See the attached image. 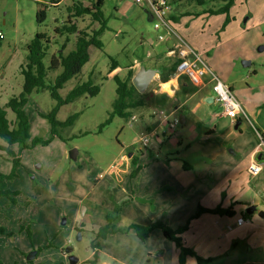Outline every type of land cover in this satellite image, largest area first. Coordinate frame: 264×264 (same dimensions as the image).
Wrapping results in <instances>:
<instances>
[{
  "label": "rangeland",
  "instance_id": "1",
  "mask_svg": "<svg viewBox=\"0 0 264 264\" xmlns=\"http://www.w3.org/2000/svg\"><path fill=\"white\" fill-rule=\"evenodd\" d=\"M73 1L89 4V0H64L59 6L52 5L49 0H0V80L3 79L4 84H11L14 90L10 96L21 89L20 72L27 54L26 44L36 32L49 35V50L57 48L67 36L69 40L65 52L72 49L74 34L59 36L53 34V28L66 19L68 13L65 6ZM182 3V0H175L166 16L175 32L182 38H186L184 34L188 36L190 31L201 33L200 39L208 41L211 47L206 55L207 63L220 65L221 76L227 83L241 88L246 85L262 87L264 0H234L227 11L217 13H211L208 9L217 10L224 5V1L214 0L201 5ZM40 8L45 10V16L38 26L35 13ZM101 10L107 18L106 28L99 35L102 47H88V60L81 66L79 75L65 82L58 93L63 97L74 84L86 80L89 75L99 91L94 96L82 95L59 107L56 114L59 121L77 113L73 123L63 129V136L68 138L66 141L54 137L46 144L39 143L21 150L16 176L8 182L10 189L18 191L16 202L12 203L6 197L0 198V225L9 234L0 236V260L3 264H27L26 253L42 246L32 264H68L67 257L62 255L67 246L72 247L71 253L78 259L76 264H94L97 259L99 263L108 261V264H120L116 260L120 257L125 259V264L132 260L138 264H162L161 261L157 263L153 252H145L151 244H157L154 235L144 242L128 235H111L100 241L101 250L95 249V252L91 247L98 230L95 219L102 215L110 203L111 185L115 183L113 175L127 174V187L129 182L136 185V177H130L132 163L131 157H127L128 153L144 152V147L134 137L147 134L150 130L147 126L156 120L159 111L163 112L164 108L152 102L147 87V105L133 112V119L131 116L126 121L115 116L110 123L100 128L115 97L113 75L124 78L130 64L156 67L162 60L168 62L174 59L173 56L167 59L163 57L166 45L171 46L172 40L158 39L159 35L166 37L167 33L161 25L154 28V23L158 21L152 18L145 4H136L133 0H104ZM186 11L190 14H185ZM171 16L178 19L174 20ZM75 23L78 28L96 29L100 25L89 14L77 17ZM204 24L205 32L202 33ZM218 34H221L222 42ZM197 37L198 34H193L190 40ZM149 39H152V43ZM217 42L220 43L218 47ZM260 46L262 50H258ZM147 53L154 60L153 64L148 61ZM228 59V62H223ZM246 59L251 64L243 67L241 61ZM111 60L117 63V67L108 72ZM44 62L47 64L48 55ZM158 81L159 75H155L148 86L152 87ZM54 104L55 100L48 90L29 96L25 111L32 136L50 138V125L41 114L48 112ZM153 110L157 114H150ZM245 122L241 123V128H245ZM175 128L183 130V125L177 122ZM83 131L86 133L81 134ZM14 149H17L16 146ZM71 149H76L75 159L68 155ZM37 164L39 167H36ZM142 164L139 158L138 165ZM10 168L11 162L5 152L0 151V171L9 172ZM122 170H126L125 173ZM144 178L145 175L142 181ZM248 194L251 195V192ZM124 204L123 200L122 208ZM255 204L256 212L264 211V203L259 197ZM62 217L66 218V223L60 226ZM257 220L263 222L264 226V218ZM124 222L122 219L121 223ZM20 226L23 227L21 230ZM257 229L251 226L244 232H216L215 237L221 240L220 245H225L230 237L235 243L227 244L222 247V251L208 255L211 261L206 264H264V233ZM168 246L172 248L164 245L162 248L166 254L163 264H178V249L173 243ZM93 254H96L95 257Z\"/></svg>",
  "mask_w": 264,
  "mask_h": 264
},
{
  "label": "crops",
  "instance_id": "2",
  "mask_svg": "<svg viewBox=\"0 0 264 264\" xmlns=\"http://www.w3.org/2000/svg\"><path fill=\"white\" fill-rule=\"evenodd\" d=\"M62 2L64 0H57L56 4L59 6ZM202 28L204 33L205 24ZM182 32L185 33V31ZM193 34H198L199 38L190 40ZM201 35L197 31H190L188 36L184 34L186 38L183 39L202 53L206 60L211 47L208 46V41L200 39ZM218 37L222 42L221 34H218ZM169 38L172 40L171 46L167 44L163 51L164 55L162 54L163 57L166 56V59L171 57L167 54V50L172 47L175 40L170 36L165 37L168 40ZM149 42L152 43V39H149ZM219 45L220 43L217 42L216 46ZM146 55L149 56L150 53ZM229 59L223 62H228ZM148 61L154 63L150 56ZM159 61L161 59L157 62ZM168 62L162 60L155 65L156 67L150 68H158L160 64ZM207 64L220 78H223L220 65ZM140 65L147 67L145 64L135 63L131 68L136 72ZM160 73L159 81L152 87L147 86L152 102H157L158 107H164L163 112L159 111L156 120L147 126L149 131H156L157 135L151 136L152 144L150 145V141L144 148V152L128 153L130 156L127 157L137 156L136 165L139 158L143 162L134 176L136 185L129 182L127 187L125 182L127 174L120 175L116 172H114L115 176L112 174L115 183L111 185L112 195L108 200L110 205L106 203L105 211L95 219L98 228L105 223L107 214L116 216L114 224L119 228H125L131 223L148 224L156 220H163L169 227L176 228L194 214L199 206L213 208L220 205L228 208L232 215L202 213L192 219L188 228L182 233L184 244L193 248L199 256L208 257L222 251L225 245L235 243V240L230 237L225 245H220L221 240L215 237L218 231L220 234L232 231L244 232L247 228L254 226L263 234V222L257 219L264 218V211L256 212L255 200L259 197L264 203V151L262 148L264 146L258 144L255 130L264 134V85L260 88L249 85L241 88L227 83L224 78L221 79L243 105L249 119L245 122V128H241V123L244 121L241 119L238 127L234 128L235 122L224 116L209 85L196 87L185 75H175V73L168 75L165 70L161 80ZM165 84H168L167 88ZM13 90L10 83L4 84L1 79L0 102L7 101ZM212 96L213 99H211ZM153 111L150 114H157L156 111L152 113ZM174 119H178V123L183 125V130L176 129L175 125L170 126L169 123ZM253 160L262 162L261 172L255 175L249 174L247 170L248 164ZM122 171L125 173L126 170ZM143 175H145L144 181H142ZM248 192H251V195ZM123 200L125 204L122 208ZM250 205H255L256 208L244 217L243 214ZM240 215L243 216L244 222L237 225L235 219ZM122 219L125 220L124 223H121ZM227 225L232 226L231 230L226 229ZM111 235L137 237L132 230H129L108 234L100 241H104ZM152 236L157 244H151V246L149 244L150 247L145 252H153L157 263L161 261L163 264L166 257L162 249L163 245L172 248L168 245L173 242L166 239L159 229H154L142 241L150 240ZM62 255L67 257V254ZM116 260L120 264H125L123 257ZM130 262L129 264H138L134 260ZM186 262L197 264L193 256H187L184 264ZM94 264H108V261L99 263L97 259Z\"/></svg>",
  "mask_w": 264,
  "mask_h": 264
},
{
  "label": "trees",
  "instance_id": "3",
  "mask_svg": "<svg viewBox=\"0 0 264 264\" xmlns=\"http://www.w3.org/2000/svg\"><path fill=\"white\" fill-rule=\"evenodd\" d=\"M54 6H58L57 0H49ZM175 0H172L174 2ZM182 5H189L192 3L204 4L214 0H182ZM224 1V5L218 7L217 10H209L211 13L227 11L229 6L234 0H216ZM104 0H89L88 5H84L79 1H73L70 5H66L65 9L67 17L60 24L54 26L53 34L68 35L74 34L73 47L68 52H65L68 36L64 38L57 48L49 50L51 40L49 35L43 32H36L34 37L26 44L27 54L22 65L20 74L22 75L21 89L19 92L12 94L7 101L0 104V151L5 152L7 159L11 162L9 172L0 171V198L6 197L12 203H15V196L18 194L17 190H12L8 186V182L16 176V169L20 165V152L24 148L33 147L36 144H46L54 137H58L62 141L68 138L63 136V129L70 126L77 116V113L70 114L64 121L56 119V114L59 107L63 104L70 103L82 95L94 96L98 93L99 87L90 79V75L86 80L78 81L72 88L62 97L59 95L58 90L62 88L65 82L73 76L80 73L81 66L88 60V47L94 45L102 47L99 39L100 33L106 28L107 18L103 14L101 8ZM190 14L188 11L185 14ZM89 14L93 20L100 22L96 29L91 28H78L75 21L77 17ZM45 16V10L40 8L35 13V21L39 26ZM176 20L178 17L171 16ZM74 19V20H73ZM0 37V44H1ZM164 54V53H163ZM48 55V62L45 64L44 58ZM111 66L108 72H111L117 67V63L111 60ZM178 62L177 58L170 60V63L160 64V79H163L164 70L168 75H173L175 66ZM132 64L128 65L127 73L124 78H119L113 75L115 81V97L111 103V109L108 112L105 120L100 124V128L110 123L113 117L117 116L124 120H128L134 115L133 112L145 107L147 105V92H138L133 86L131 78L135 70L131 68ZM54 76L51 75L55 72ZM47 77L49 81L46 82ZM48 90L50 96L55 100V104L48 112L41 114L47 119L49 123V139H42L34 137L30 133V121L25 111V105L28 98L32 93ZM83 131L81 134H85ZM259 133L264 141V134L259 130ZM16 146L17 149H14ZM137 156H131V163L133 165L130 171V177H134L138 170L139 165H136ZM202 213H214L218 215L231 216L228 208H223L216 205L213 208H205L199 206L198 210L188 217L185 222L176 228L169 227L163 220L151 221L148 224L131 223L125 228L115 226V217L113 215H105V223L100 226L94 235V240L91 247L95 250L101 248L100 240L106 238L108 234L117 232H127L132 230L138 239L145 240L154 229H159L163 236L172 241L177 249L178 263L184 264L187 256H193L197 264H206L211 261V257L199 256L191 247L184 244L182 233L188 228L190 221L198 217ZM244 217L248 214L244 213ZM62 226V225H60ZM20 230L23 228L19 227ZM9 235L6 233L5 228L0 225V236ZM49 246V245H46ZM44 246V247H46ZM43 247V246H42ZM42 247H35L37 257ZM96 252V250H95ZM94 257L96 254H93ZM27 264H32V260H27ZM0 264L3 262L0 260ZM12 264H16L13 262Z\"/></svg>",
  "mask_w": 264,
  "mask_h": 264
},
{
  "label": "built area",
  "instance_id": "4",
  "mask_svg": "<svg viewBox=\"0 0 264 264\" xmlns=\"http://www.w3.org/2000/svg\"><path fill=\"white\" fill-rule=\"evenodd\" d=\"M134 3H143L148 7V12L153 19L158 22L154 23V28L157 29L160 25L164 28L167 36L173 37L174 43L172 47L167 50L169 56H173L178 59L175 66V75H185L187 79L196 87H202L209 85L215 100L220 104L222 113L228 117L232 122L237 120H249L246 110L240 101L235 97L231 89L225 84L219 75L207 64L202 53L194 49L188 44L181 36H179L172 28L168 20L166 19L168 11L171 9L172 0H133ZM0 37H2L0 33ZM159 40L165 39V36L159 35ZM155 113V111H153ZM134 116L131 117L133 119ZM178 122V119H174L170 122V126H174ZM157 135L156 131H148L147 134H141L140 137H136L140 141L142 147H147L151 141V136ZM258 144L264 146V141L259 133H256ZM247 170L249 174L255 175L261 172L262 162L251 161ZM244 222L243 216H238L235 219V224L240 225ZM231 225H227L226 229L230 230Z\"/></svg>",
  "mask_w": 264,
  "mask_h": 264
},
{
  "label": "water",
  "instance_id": "5",
  "mask_svg": "<svg viewBox=\"0 0 264 264\" xmlns=\"http://www.w3.org/2000/svg\"><path fill=\"white\" fill-rule=\"evenodd\" d=\"M262 49H263L262 46L258 48V50H262ZM241 64L243 67H247L251 64V62L250 60L246 59V60H242ZM160 72L161 71L159 68H150V67H145L144 65H140L139 69L134 73V75L131 78L132 84L138 92H144L147 86L149 85V83L151 82V80L155 77V75H158ZM211 99H213V96L211 97ZM239 124H240V120H237L234 124V128H237ZM68 155L71 159H75L76 149H71ZM128 156H130V154H128ZM36 167H39V165L37 164ZM255 208H256L255 205H250L246 208L245 212L247 214H250L255 210ZM259 214H261V212H259ZM65 223H66V218L62 217L60 220V225H65ZM71 252H72L71 246L65 247L64 253L67 254L68 264H76L78 259ZM35 255H36V250L32 249L26 253L25 258L26 260H32L35 257Z\"/></svg>",
  "mask_w": 264,
  "mask_h": 264
},
{
  "label": "bare ground",
  "instance_id": "6",
  "mask_svg": "<svg viewBox=\"0 0 264 264\" xmlns=\"http://www.w3.org/2000/svg\"><path fill=\"white\" fill-rule=\"evenodd\" d=\"M168 84H165V88H167Z\"/></svg>",
  "mask_w": 264,
  "mask_h": 264
}]
</instances>
